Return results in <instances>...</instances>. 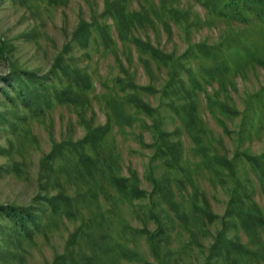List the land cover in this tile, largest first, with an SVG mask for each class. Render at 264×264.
I'll use <instances>...</instances> for the list:
<instances>
[{
  "label": "rangeland",
  "instance_id": "1",
  "mask_svg": "<svg viewBox=\"0 0 264 264\" xmlns=\"http://www.w3.org/2000/svg\"><path fill=\"white\" fill-rule=\"evenodd\" d=\"M0 40V264H226L237 234L252 252L228 244L232 264H264L256 214L216 217L234 152L264 211V0H0Z\"/></svg>",
  "mask_w": 264,
  "mask_h": 264
},
{
  "label": "trees",
  "instance_id": "2",
  "mask_svg": "<svg viewBox=\"0 0 264 264\" xmlns=\"http://www.w3.org/2000/svg\"><path fill=\"white\" fill-rule=\"evenodd\" d=\"M3 46L5 47V52H7L6 42H4V41L1 42V40H0V49ZM3 50L4 49H2V51ZM10 72L11 73L5 74L3 76V78H2V80H3L2 82L3 83L2 84H3L4 87L10 88V91H12L14 93V95H17L18 94L17 91L20 88V85L25 82V81H23V78H25V76L23 75L22 71L15 70V67H13ZM21 81H22V83H21ZM91 86H92V84H91V82H89V85L86 88L90 89ZM129 86H131V84ZM22 90H25V88H23ZM195 91L197 92V88L195 89L193 87L194 94H195ZM87 95H88V92H87ZM187 95L191 96V93H187ZM132 98L137 103V105H138L137 107L138 108H140L139 106L144 104V102L140 98H136L134 96ZM48 103L49 102L47 100L46 105H43L42 108H44V106H47ZM48 106H50V103H49ZM143 107H146V106H143ZM193 110H194L193 112L196 113V114L200 113L199 112L200 109L198 108L197 104L193 105ZM80 111H82V113L84 114L85 109L82 108V109L79 110V112ZM85 115H86V113H85ZM90 120L91 119L89 117H87V121L89 122V127L91 129V128H94V127H92L93 125L90 124L91 123ZM192 125L194 126V128L196 130V131L195 130L194 131H195V134H196V136H197V138L199 140L198 143L200 145H203V146H206L207 143H210L207 140L206 135L200 129H198L197 126H195L196 122L192 121ZM88 144H91V142H88ZM173 149H174L173 156L176 157V160H175L176 166H177V168H180V167H182L181 163H183V161L185 159L184 153H182L181 146H179L178 150H177L176 144L174 145ZM211 156H212V158L208 157V159H207L209 163H210V161L219 162V160H216L217 159L216 157H218V156H214L213 154H211ZM89 157L90 156H88L87 158H89ZM91 157H93V156H91ZM218 158H220V157H218ZM222 159H221V161L225 165L226 170H230L231 169V171L233 172V174L227 175L228 176L227 177V179H228V183H227L228 185L227 186L228 187L226 189L227 198H226L225 209H224L222 214L216 215V217L218 218L217 220L221 221V225H222V229H224V233L227 232V230H228V224L233 226V224L236 221H240L241 222V226H242V222H244V221H248L247 222L248 225L252 224V221H253V218H254V217L251 216L252 214H256L257 217L259 218L260 224L263 225L264 224V211L261 208H259V206L256 204L255 201H253L251 193H249L248 190L243 189L242 186H240V183H239V180H241V178H244V175H242L241 172H240L241 167L239 165V161L245 163V162H247V158L244 155H242V153H240V152H234L231 157L227 156V158L225 157V158H222ZM50 170H51L50 171V180L51 181L49 182V185H51V182H52V179H51V176L53 175L52 166H50ZM159 174L161 175L160 176L161 180H157V178H156L155 179V183H153V186L155 188L154 189L155 193L158 192V194H160V193L162 194V196H161L162 199L161 200H163V198L167 197V200H165L166 202L175 204L174 203L175 202V199H174L175 195L171 194V190H172V193H173L172 184L175 185V183H176L175 176L172 173H170L169 171H166L165 169H163ZM158 182H159V184H158ZM251 187H252V185H251ZM204 196H206V195L204 194ZM149 198H150V195L148 194V199ZM175 198H176V196H175ZM246 198H248L249 201H247ZM157 204H158V202H157ZM9 207H5V206L0 207V213H1V211L5 210V209H7ZM15 208H17V205H16V207H13L12 209H10V213L9 214H12V213H16L17 214V213L22 212V211H18ZM158 208H159V205L157 206V210H159ZM177 211H178V209H177ZM179 213H180V214H178L179 218L185 216V213H181L180 211H179ZM3 214H7L8 215V211H3ZM160 231H161L160 227L157 226L152 232H150L152 238H154V243L157 244V246H159V247H160V243H162V242L164 243L166 241V239L163 238L164 237L163 235H159ZM217 239H219V238H216V240ZM246 242H247V240H246ZM225 243H227V244H225ZM222 244H223V247L220 246L219 250H220V254H223V256H221V259H222V261H226V264H232L234 262V260L231 259L232 257L230 255L232 253L228 249V244H229L230 247H232V245H233L234 248H235V246L241 248L243 253H245L246 251L247 252H252V248L249 249L247 246H245V243H243V239L241 237H238V234L236 236L235 235H231V237H228V241H227V238H226L224 243L222 242L220 245H222ZM157 251H159L158 254L161 257L160 258L161 259V263L160 264H168V262L170 260L168 258V255L170 254V252L165 250L163 252L164 255H162L160 248H158ZM165 254H167V256ZM209 261L206 264H209Z\"/></svg>",
  "mask_w": 264,
  "mask_h": 264
}]
</instances>
